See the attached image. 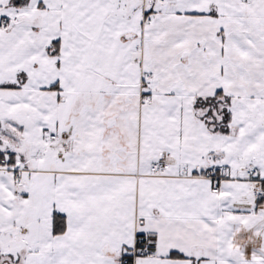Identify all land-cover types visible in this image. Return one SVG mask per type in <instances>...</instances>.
I'll return each mask as SVG.
<instances>
[{
    "label": "snow or ice",
    "instance_id": "1",
    "mask_svg": "<svg viewBox=\"0 0 264 264\" xmlns=\"http://www.w3.org/2000/svg\"><path fill=\"white\" fill-rule=\"evenodd\" d=\"M0 264H264V0H0Z\"/></svg>",
    "mask_w": 264,
    "mask_h": 264
}]
</instances>
